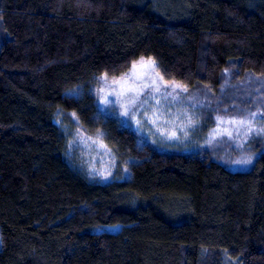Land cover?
Returning a JSON list of instances; mask_svg holds the SVG:
<instances>
[{"label":"trees","instance_id":"trees-1","mask_svg":"<svg viewBox=\"0 0 264 264\" xmlns=\"http://www.w3.org/2000/svg\"><path fill=\"white\" fill-rule=\"evenodd\" d=\"M142 58L204 88L211 127L264 115V0H0V264H264L262 146L231 170L101 112L97 79Z\"/></svg>","mask_w":264,"mask_h":264},{"label":"rangeland","instance_id":"rangeland-1","mask_svg":"<svg viewBox=\"0 0 264 264\" xmlns=\"http://www.w3.org/2000/svg\"><path fill=\"white\" fill-rule=\"evenodd\" d=\"M143 60L151 59L143 58ZM155 71L158 72L157 66ZM134 73H146L147 76L143 82H150V79L155 76L151 68L133 69L132 67L130 71L121 76L109 77L104 75L97 79L94 90L97 104L103 114L117 118L123 126L138 134L140 144L147 143L160 151L170 153L207 152L231 170L251 169L258 157V152L255 149L262 146L264 150V134L257 135L256 131L248 133L247 125H233L227 121L233 118H244L251 122L253 129L259 130L264 128L263 113L255 112V117L252 116V113L243 117H221L218 114L214 118L216 125L211 127V120L206 118L205 114L214 108L212 107L214 99H209L206 96L204 88L187 89V91L177 88L173 92L170 85L172 83L181 85L177 82L168 83L169 87L167 88H164L162 84L161 93H152L146 89L148 104H142L138 101L136 107H132L128 105L126 97L119 94L121 85L115 81H121L123 78L131 84ZM229 84L231 85V82ZM168 92H172V96L165 99L164 97ZM245 93H251V90H246L242 95L244 96ZM153 95L155 99H152ZM143 98L141 97V99ZM156 100H159L160 103L157 104ZM125 105H128L127 114H125ZM225 129L231 135H228ZM77 130L79 134L77 141L81 142L82 147L91 148L96 152L101 151L105 154L99 158L101 160L97 159L101 165L97 171L98 178L103 182L115 179L117 175H114L112 171L114 161H112L111 156L107 155L105 147L102 146V140L89 138L82 132V129V131ZM172 133H175V138L170 139L169 136ZM83 151L87 152L86 150ZM123 170L125 174L128 172L127 169ZM105 228L118 231L121 226H106Z\"/></svg>","mask_w":264,"mask_h":264},{"label":"snow or ice","instance_id":"snow-or-ice-1","mask_svg":"<svg viewBox=\"0 0 264 264\" xmlns=\"http://www.w3.org/2000/svg\"><path fill=\"white\" fill-rule=\"evenodd\" d=\"M132 67L133 69L151 68L153 72L155 73V76H153L150 79V82H143L147 74L146 73H134L133 78H132L133 82L131 84H129L127 80H123V78L121 79V81H115L116 83L121 85V91L119 94L123 97H126V99L128 100V105H131L132 107H136L138 101L142 104H148L149 101H148V96L145 92L146 89L150 90L152 93H161L162 84L164 88L169 87L168 82L164 81V77L161 76L159 72L155 71L156 62L154 60L145 61L142 58L141 61L134 63ZM170 86L173 92L177 88H180L182 91H187L186 87H183L176 83H172ZM168 96H172V92H168L164 98L167 99ZM141 97H144V98L141 99ZM152 99H155L154 95L152 96ZM156 103L159 104L160 101L156 100ZM128 105H125V108H126L125 114H127ZM255 115L256 113H252L253 117H255ZM227 123H230L233 125H247L248 133H252L253 131H256L257 135L264 134V128L255 130L251 127V122L244 118H241V119L233 118L230 121H227ZM225 132L228 133V130L225 129ZM228 135H231V133H228ZM169 138L170 139L175 138V133H172L169 136Z\"/></svg>","mask_w":264,"mask_h":264}]
</instances>
